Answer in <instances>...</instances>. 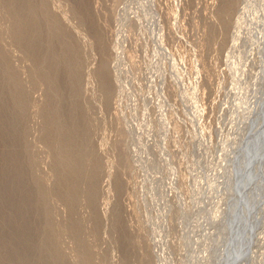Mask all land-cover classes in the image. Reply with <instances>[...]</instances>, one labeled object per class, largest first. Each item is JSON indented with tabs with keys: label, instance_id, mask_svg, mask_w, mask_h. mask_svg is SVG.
I'll list each match as a JSON object with an SVG mask.
<instances>
[{
	"label": "rangeland",
	"instance_id": "obj_1",
	"mask_svg": "<svg viewBox=\"0 0 264 264\" xmlns=\"http://www.w3.org/2000/svg\"><path fill=\"white\" fill-rule=\"evenodd\" d=\"M45 1L68 39L59 54H78L73 104L55 101L39 75L55 64L14 39L0 0V76L23 108L7 103L8 144L45 197L27 228L48 227L64 264H264V0H84L86 16ZM67 105L86 139L74 184L48 139L47 112Z\"/></svg>",
	"mask_w": 264,
	"mask_h": 264
},
{
	"label": "bare ground",
	"instance_id": "obj_2",
	"mask_svg": "<svg viewBox=\"0 0 264 264\" xmlns=\"http://www.w3.org/2000/svg\"><path fill=\"white\" fill-rule=\"evenodd\" d=\"M75 1H77L78 12L81 15H84L87 10L85 1ZM7 2L9 4L8 7L10 8V14L13 19V34L15 36L14 39L18 43L26 47V50L28 51V54L30 56L38 58V55H41L40 53L43 52L44 60L46 62L49 61V63L50 61H52L51 63L55 64L54 66L50 64L52 65L50 66L51 70L53 67V75H51L52 78H49L50 72L48 71L51 70L48 69V71L46 69V71L42 70L39 75H41V77L47 82L48 80H51L50 83L57 85L56 87L58 88V91L56 94V98L54 97L57 103L69 99V102L73 104L75 101H77L76 99L78 96V54L75 51L76 49L73 50V48L69 54L65 56L63 55L64 57L62 56L63 53L61 55L59 54V45L68 43V39L64 36L61 26L58 24V22H56V20L48 11L47 2L45 0H7ZM232 7L233 5L231 3L227 2L225 4L224 14H226V16L227 14L231 13ZM221 22L226 27L225 16L221 20ZM64 47L66 46L64 45ZM61 48H63V46ZM1 63L3 66V61L0 62V64ZM47 66L49 65L47 64ZM2 70H4V68ZM0 73L2 74L3 72H1L0 70ZM12 74H10V72H7V75L6 73L4 74L6 75V77L0 76V86L1 84H3L4 80L6 82L9 81V86L12 87L13 92L15 93L13 99L14 101L8 100L6 102V95L4 96V93L0 91V144L7 147L5 152L2 151L3 153H0V264H64L65 261H63L62 258L59 256V251L54 246V239L52 238L48 227H44L45 231L43 232L45 234L42 236H40L39 234L42 232L41 229L38 227L39 225L34 228H27V226L29 225V217L27 216L32 213L36 217H40L43 212L45 213L46 206L44 194H42L41 192L39 193V191L36 190V194L33 191L35 194L34 195L32 192L33 188H28V182L31 181L32 178L31 176L26 174L27 172L24 168L25 163L24 160L21 158V155H19L18 151L13 148L14 145L12 143L16 141H12L11 144L13 145V147L12 145L10 146L8 144L9 140H11L10 138L12 137V134L15 132L14 128L11 127L15 119H13L14 117H12L13 114L10 115L7 112V108L9 107L7 106V103L13 102L16 107H19V110L23 109H20V107L22 106L19 101V99L21 98H19V95H22V92L19 88L20 86L15 83ZM104 74L105 73L103 72L102 75L104 76ZM65 80L68 83L67 85L65 83ZM64 83L70 92L67 97L64 92L66 88L64 86ZM4 86L2 85V87ZM104 89L106 92L109 91L107 85L104 86ZM8 91L6 92L8 93ZM68 107L69 106L67 105V109ZM71 107H69V111L71 112H68L67 109H64L63 106L61 110L59 109L60 107L57 110H52L51 107V110L49 109V113L47 112L46 116L48 118V139H52L54 137L57 138V142L59 145L57 159L59 163H61L63 166H66V170L69 174H71V176L67 178L70 183L74 184L79 179H81L80 177L82 175L83 170L82 163L84 160L81 161V157L79 156L81 154L80 152L83 148V145H85L86 143V139L84 137L85 132L83 133L81 131V121L73 120V116L76 117V114H72V110L74 109L71 110ZM66 112H68V114ZM71 122H75V124ZM14 137L16 136L14 135ZM18 148H20V146ZM256 149L257 151L259 150L258 148ZM256 149L255 153H257ZM74 150H77L78 153H73ZM64 171L62 173H64ZM61 179H63V177ZM65 183L63 185L64 187ZM74 195H76V193ZM89 195L90 194H88V196ZM65 197L68 200H72V194L70 193H65ZM234 221L238 222V225L239 222H241V220L238 221V219L233 220V222ZM7 227L14 230L11 235H7L5 233ZM37 235H39L40 238L42 237L41 241L39 242L40 244L38 243L39 246L35 245V240L38 237ZM237 249V246L234 247V251L232 254H236Z\"/></svg>",
	"mask_w": 264,
	"mask_h": 264
},
{
	"label": "water",
	"instance_id": "obj_3",
	"mask_svg": "<svg viewBox=\"0 0 264 264\" xmlns=\"http://www.w3.org/2000/svg\"><path fill=\"white\" fill-rule=\"evenodd\" d=\"M234 245H235V244H234ZM234 245L232 246V247H233V248H232L233 250H234ZM235 246H236V245H235Z\"/></svg>",
	"mask_w": 264,
	"mask_h": 264
}]
</instances>
